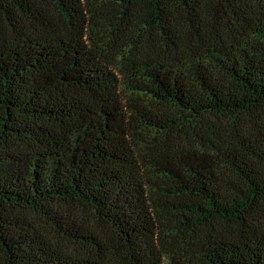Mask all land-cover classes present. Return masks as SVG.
Listing matches in <instances>:
<instances>
[{"label":"trees","instance_id":"trees-1","mask_svg":"<svg viewBox=\"0 0 264 264\" xmlns=\"http://www.w3.org/2000/svg\"><path fill=\"white\" fill-rule=\"evenodd\" d=\"M0 264H264V0H0Z\"/></svg>","mask_w":264,"mask_h":264}]
</instances>
